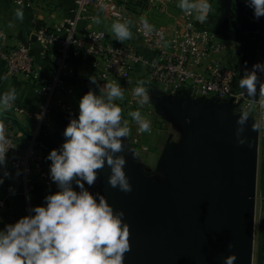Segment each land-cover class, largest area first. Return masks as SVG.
I'll return each mask as SVG.
<instances>
[{
  "label": "water",
  "instance_id": "obj_1",
  "mask_svg": "<svg viewBox=\"0 0 264 264\" xmlns=\"http://www.w3.org/2000/svg\"><path fill=\"white\" fill-rule=\"evenodd\" d=\"M226 1L227 5L218 0L222 8L231 7L236 15L232 24L235 30L258 32L264 39V17L256 20L244 0ZM30 40L34 43L35 37ZM261 52L264 54V45ZM236 65L240 73L256 75L255 93L249 95L245 90L246 98L256 100L262 61L256 63L253 54H243ZM72 83L84 94L89 90L96 94L91 82L72 79ZM148 94L155 110L164 116L163 123L173 125L179 132V140L170 141L172 135L168 136L153 174H146L122 138L124 151L116 156L126 160L124 171L132 185L129 193L108 184L111 170L106 163L103 170H98L94 185H84L94 196L103 195L114 214L124 212L122 221L129 225L131 250L125 253L123 264H224V259L233 253L237 257L234 264H252L257 122L247 114H234L232 99H192L184 91L165 95L152 86ZM244 115L245 123L238 124ZM72 118L75 117H58L54 130L33 134L17 118L0 113V121L10 123L21 142H30L48 153L61 148L66 139L64 130ZM239 128H243L241 138L248 141L244 145L237 144ZM229 244L233 247L229 248Z\"/></svg>",
  "mask_w": 264,
  "mask_h": 264
},
{
  "label": "built area",
  "instance_id": "obj_2",
  "mask_svg": "<svg viewBox=\"0 0 264 264\" xmlns=\"http://www.w3.org/2000/svg\"><path fill=\"white\" fill-rule=\"evenodd\" d=\"M44 1L55 11L61 10L53 0ZM174 1L73 0L56 27H39L33 35L34 44L53 65L51 72L44 71L35 63L31 35L26 43L8 46L0 31V64L7 76L24 80L42 99L33 115L32 133L38 134L41 130L51 132L58 117L71 115L77 93L72 83L71 61L78 59L86 77L98 81L94 84L97 95L101 94L106 83L116 82L124 99L113 102L130 110L142 108L137 103L139 98L133 95L134 88H130L132 78L139 76L147 82V89L152 86L165 95L184 91L192 99L206 98L216 102L232 99L234 114H247L257 122V160L258 166L260 163L264 169V75L261 76L256 100L246 98V87H240V81L247 75L240 73L237 65L227 57L234 44L222 40L210 23L198 22L195 15H188L182 9L171 14ZM22 3L26 8L35 6L24 0ZM14 4L20 6L17 0ZM151 13L165 16L168 23L153 24ZM96 18L100 23H96ZM124 19L131 21L132 38L120 42L111 26ZM144 21L152 31L145 29ZM0 123L4 125L8 141L6 162L22 174L25 187L34 183L51 194L57 192L59 189L50 176L49 153L30 142H21L10 123ZM162 125L165 126L163 122ZM141 135L137 131L130 142L138 146ZM73 188L77 191L75 181ZM5 208V202L0 200V230ZM31 214L28 208L25 216Z\"/></svg>",
  "mask_w": 264,
  "mask_h": 264
},
{
  "label": "clouds",
  "instance_id": "obj_3",
  "mask_svg": "<svg viewBox=\"0 0 264 264\" xmlns=\"http://www.w3.org/2000/svg\"><path fill=\"white\" fill-rule=\"evenodd\" d=\"M244 2L253 9L256 20L264 17V0ZM17 3L20 6L14 10V18L23 22L22 0ZM178 7L188 15H195L201 23L207 21L211 11L208 0H180ZM96 23H100L98 18ZM143 24L147 31H152L146 21ZM130 25L131 21L127 19L112 24L116 40L124 42L132 38ZM255 67L261 68L260 65ZM246 75L247 78L240 81V87H246L252 95L256 91L257 77ZM89 80L98 83L93 77ZM146 83L138 80L133 89L141 107L150 101ZM16 99V89L10 87L0 96V108L10 110ZM123 99V91L116 82L106 83L100 95L89 90L81 97L78 117L70 119L64 130V143L47 156L51 161V180L59 190L45 197L46 206L31 208L33 214L0 230V264H123L125 253L131 250L129 225L122 221L124 212L114 214V208L103 195L97 193L94 196L84 186L85 183L89 187L94 185L98 170H103L106 163L111 170L108 184L124 193L132 191L124 171L126 160L116 156L124 151L122 138L131 132L127 120L121 126L122 109L113 102ZM129 115L137 123L139 132L151 131V121L140 111ZM245 120L246 115L237 123L243 125ZM242 132L243 128L237 129L238 145L248 142L247 138H241ZM7 143L4 125L0 123V166H6ZM3 176L8 177L9 173L5 171ZM73 181L79 191L73 188ZM2 183L3 177H0ZM232 247L229 244V248ZM236 259L235 253L230 254L224 264H234Z\"/></svg>",
  "mask_w": 264,
  "mask_h": 264
},
{
  "label": "crops",
  "instance_id": "obj_4",
  "mask_svg": "<svg viewBox=\"0 0 264 264\" xmlns=\"http://www.w3.org/2000/svg\"><path fill=\"white\" fill-rule=\"evenodd\" d=\"M24 1L32 2L35 6L32 8L23 6L24 20L21 22L14 18V10L19 7L14 4V0H0V31L4 34V43L8 46L26 43L28 41L27 35L33 36L39 27H56L65 17L66 9L71 7L73 3V0H53V4H58L61 8V10L55 11L53 8L47 6V2L44 0ZM32 45L35 63L44 71H53L54 68L50 59L40 52L37 45L34 43ZM71 67L74 74L82 69L84 71L81 60L78 59L71 61ZM10 87L16 89L17 99L10 110L5 111L0 108V112H5L16 117L24 127L30 124L32 131L34 126L33 115L42 99L24 80L8 77L4 67L0 64V96L8 91ZM19 111H22V113ZM149 139H151V135H149ZM262 170L264 171L263 168ZM5 171L9 173L8 177L3 176ZM0 177H3V183L0 184V200L5 201L6 207L1 221V230H3L5 225L14 224L23 217L24 202L21 196V173L13 170L9 163L6 162V166H0ZM30 190L32 199H34V196L42 195V197H46L51 194L46 189L40 191V186L34 183L30 186ZM35 206H41V203H37L34 200L33 207Z\"/></svg>",
  "mask_w": 264,
  "mask_h": 264
},
{
  "label": "rangeland",
  "instance_id": "obj_5",
  "mask_svg": "<svg viewBox=\"0 0 264 264\" xmlns=\"http://www.w3.org/2000/svg\"><path fill=\"white\" fill-rule=\"evenodd\" d=\"M211 5V11L209 12L208 19L206 22L212 23L215 21L214 14L218 13V4L216 0H208ZM180 0H175L174 4L172 5L171 14L176 13L181 10L178 7ZM150 17L154 19L152 21L155 25H165L168 23V20L163 15H157L155 13H151ZM262 68H264V54L262 56ZM262 75H264V70H262ZM73 80H79L83 82H90L89 78L86 77L84 74L83 69L78 71L76 74L73 75ZM143 80L142 77H135L132 78L130 88H135L137 86V81ZM75 85V84H74ZM76 86V95L74 99L73 111L71 115L73 117H78L79 114V102L81 97L83 96L84 92ZM148 90V89H147ZM121 107V106H120ZM122 109V119H121V126L124 125V121H128V126L131 129L130 135L126 137V141L128 143V152L134 158V160L139 164L140 168L144 170L146 174H153L156 161L158 156L168 140V136L172 135L170 141H178L179 140V132L176 128L169 124L165 123V126L162 125L164 120V116L159 115L158 112L155 110L154 105L149 101L148 104L142 106V108L138 111L141 112L142 116L146 119L151 121V131L150 134L148 132L141 133L140 143L138 146L133 145L130 140L134 136H136V132L138 131V125L135 121L132 120V117L129 115L130 112L137 111V110H130L127 107H121ZM5 115L12 116L5 112H0ZM14 117V116H12ZM16 118V117H15ZM30 125V124H29ZM27 125L25 128L31 131V125ZM58 126V122L56 123L53 130ZM149 135H151V139H149ZM148 136V137H146ZM145 149H141V148ZM41 149V148H39ZM130 150V151H129ZM22 175V174H21ZM44 188L40 187V191ZM39 190V189H38ZM30 186L25 187L23 178L21 181V196L24 202V214L28 208H33L34 200L37 203H41V206H46L45 197L42 195L34 196V199L31 198ZM42 194V193H40ZM4 201V200H3ZM255 226H254V239H253V255H252V264H264V171L259 166L257 168V187H256V197H255ZM5 202V201H4Z\"/></svg>",
  "mask_w": 264,
  "mask_h": 264
},
{
  "label": "flooded vegetation",
  "instance_id": "obj_6",
  "mask_svg": "<svg viewBox=\"0 0 264 264\" xmlns=\"http://www.w3.org/2000/svg\"><path fill=\"white\" fill-rule=\"evenodd\" d=\"M216 1L219 12L214 14L215 21L210 23V25L219 34V37H226L234 44L232 52L227 53L228 60L234 64H238L243 54H253L254 61L260 63L263 56L261 48L264 45L262 34L260 35L258 32L243 33L236 31L232 25L236 19V15L232 12L231 7L226 10L225 7L222 8L218 0ZM224 4L227 5L226 0H224ZM224 11H227V15L224 14ZM238 54H240L239 57L237 56Z\"/></svg>",
  "mask_w": 264,
  "mask_h": 264
}]
</instances>
